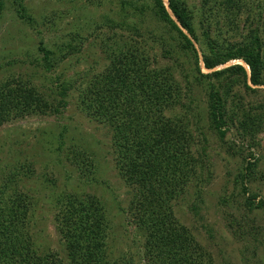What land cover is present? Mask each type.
Listing matches in <instances>:
<instances>
[{
    "label": "trees",
    "instance_id": "trees-1",
    "mask_svg": "<svg viewBox=\"0 0 264 264\" xmlns=\"http://www.w3.org/2000/svg\"><path fill=\"white\" fill-rule=\"evenodd\" d=\"M87 1L102 7L107 0ZM251 2L201 0L194 8L186 0L168 4L122 0L121 10L128 9L132 14L126 18L136 23L104 20L112 32L125 25L129 37L116 41V33L102 43L108 63L100 73L84 75L79 86L56 78V88L48 95L33 84V77L0 86V128L31 117L60 116L70 93L77 92L82 112L109 131L116 171L130 191L128 213L143 264H215L177 220L174 204L200 174L194 131L202 129L199 116L204 105L206 118L222 139L236 132L243 144L252 147L264 134V100H250V95L257 98L264 93V6L254 9ZM7 4H14L17 15L32 22L23 0H0V15ZM244 15L247 34L241 41L229 42L219 23L225 21L229 31L237 33ZM212 23L217 33H212ZM151 43L171 65L161 64L151 54ZM41 52L51 72L55 54L42 47ZM232 62L244 65L219 70ZM177 70L185 83L178 80ZM252 157L246 167L250 174L257 164ZM81 165L83 175L88 167L84 170ZM1 192L0 264H121L109 252V213L97 195L67 193L58 201L54 220L65 252L62 259L37 247L29 227L33 203L27 195L19 189L7 195Z\"/></svg>",
    "mask_w": 264,
    "mask_h": 264
},
{
    "label": "rangeland",
    "instance_id": "rangeland-1",
    "mask_svg": "<svg viewBox=\"0 0 264 264\" xmlns=\"http://www.w3.org/2000/svg\"><path fill=\"white\" fill-rule=\"evenodd\" d=\"M120 1L107 0L98 7L87 0H23L32 22L21 19L14 4H7L0 15V86L12 79L33 77V84L48 95L56 88V78L79 86L84 75L90 78L100 73L108 63L102 43L116 33V41L128 36L125 25L113 33L104 20L136 23L134 18H126L132 13L122 11ZM186 1L194 8L201 2ZM251 1L254 9L264 6V0ZM247 18L242 16L237 33L230 32L225 21L220 22L224 38L241 41L249 27L244 29ZM217 31L212 23V33ZM40 46L55 54L51 72L45 68ZM149 49L161 64H172L161 57L158 46L151 43ZM177 75L185 83L183 73ZM250 100L262 102L264 93L257 98L250 95ZM199 118L202 129L194 131V155L201 160L200 174L175 201V216L215 264H264V134L257 145L248 147L236 132L222 139L206 118L205 105ZM113 153L109 131L82 112L77 92L70 93L68 107L60 116L31 117L0 128V192L7 195L19 189L33 203L29 227L40 250L65 259L54 220L58 201L67 193H86L97 195L107 206L110 254L121 264H143L128 213L130 191L118 176ZM252 155L257 164L250 174L246 167L247 161H253ZM80 165L90 172L82 175Z\"/></svg>",
    "mask_w": 264,
    "mask_h": 264
},
{
    "label": "bare ground",
    "instance_id": "bare-ground-1",
    "mask_svg": "<svg viewBox=\"0 0 264 264\" xmlns=\"http://www.w3.org/2000/svg\"><path fill=\"white\" fill-rule=\"evenodd\" d=\"M165 1V3L166 4H168V1L167 0H164ZM168 11H169V13L171 14V16H172V13H171V11L168 9ZM173 17V16H172ZM173 19L175 20V18L173 17ZM239 63H241V62H239ZM238 63V64H239ZM242 65H244V63H242ZM205 73H208L206 70H205Z\"/></svg>",
    "mask_w": 264,
    "mask_h": 264
},
{
    "label": "clouds",
    "instance_id": "clouds-1",
    "mask_svg": "<svg viewBox=\"0 0 264 264\" xmlns=\"http://www.w3.org/2000/svg\"><path fill=\"white\" fill-rule=\"evenodd\" d=\"M168 1V0H167Z\"/></svg>",
    "mask_w": 264,
    "mask_h": 264
},
{
    "label": "water",
    "instance_id": "water-1",
    "mask_svg": "<svg viewBox=\"0 0 264 264\" xmlns=\"http://www.w3.org/2000/svg\"><path fill=\"white\" fill-rule=\"evenodd\" d=\"M176 21V20H175Z\"/></svg>",
    "mask_w": 264,
    "mask_h": 264
}]
</instances>
